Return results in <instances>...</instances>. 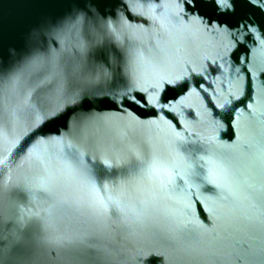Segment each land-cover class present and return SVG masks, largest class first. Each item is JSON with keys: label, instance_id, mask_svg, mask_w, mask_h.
<instances>
[{"label": "water", "instance_id": "95a60500", "mask_svg": "<svg viewBox=\"0 0 264 264\" xmlns=\"http://www.w3.org/2000/svg\"><path fill=\"white\" fill-rule=\"evenodd\" d=\"M182 7L0 0V62L10 71L41 45L73 55L48 41L78 23L79 91L109 98L78 109L79 129L72 117L47 125L16 155L73 97L41 111L28 77L0 93V264H264V5L204 6L203 19ZM140 93L146 106L121 103ZM105 164L117 175L98 179Z\"/></svg>", "mask_w": 264, "mask_h": 264}, {"label": "snow or ice", "instance_id": "6c2138e0", "mask_svg": "<svg viewBox=\"0 0 264 264\" xmlns=\"http://www.w3.org/2000/svg\"><path fill=\"white\" fill-rule=\"evenodd\" d=\"M244 4H254L257 7L264 5V0H242ZM183 5L182 14L195 15L203 19V14L200 11L204 6H212L221 11H234L241 0H180ZM138 17L132 16L129 19H137ZM239 28L247 29V24L237 25ZM91 36V33H88ZM84 38V35L79 31L78 23H68L61 27L55 35L49 37V43L53 46L63 43V52L67 53L69 48L73 50V55L65 57L60 54H54L55 48H48L44 50L43 45L40 46V50L33 53L22 65H17L11 71L9 66L0 62V93H3L5 89L13 90L14 85L25 77L30 78L36 82L35 100L36 105L43 111L46 107H50L53 101L57 103L61 100H66L67 97L72 96L73 99L70 103H66L63 107H58L55 111L44 120L42 125L34 128L28 132L22 141L16 146V155L24 153L28 149L29 144L35 139L37 135H43V128L50 124L60 123L62 126H67L69 117H72L71 124L73 127L79 129L84 123L85 117L77 114L78 109L84 110L86 108H93L96 104H102L109 98L96 97L94 94L89 95L87 93L81 94L79 89L82 87L85 74V64L83 61L77 62L74 59L77 50V45ZM171 83V81H169ZM194 90H204V84L199 81H193ZM189 83L187 80L180 86V91L187 90ZM143 92H147L144 89ZM174 98V97H173ZM163 99L167 101L168 97L164 96ZM123 101H127L124 105L126 108H132V105L136 107L146 106L149 102L146 100L143 93L133 94L129 96L125 94ZM111 103L115 105V101ZM162 108L164 105L161 106ZM223 107V105H221ZM133 111L135 109H132ZM167 114V113H166ZM151 115H156L153 111ZM170 115V114H168ZM175 120L174 116L170 117ZM228 128H231L230 117L225 121ZM58 134V130H57ZM87 140L88 138L85 137ZM203 159V158H201ZM70 160L74 166L79 167L81 163V155L75 150L70 154ZM163 162L161 161V164ZM202 167V166H201ZM108 169H112L110 175L113 177L117 175L116 170L110 164H105L103 168L96 169V177L102 179L108 173ZM206 179V178H205ZM209 183H212L209 181ZM211 190V189H209ZM100 191H104V185L101 184ZM199 207V201L195 197L193 198ZM115 214V213H114ZM156 261H160L162 264L163 258L155 256L145 261V264H156Z\"/></svg>", "mask_w": 264, "mask_h": 264}]
</instances>
